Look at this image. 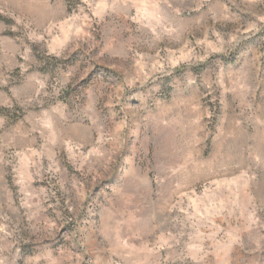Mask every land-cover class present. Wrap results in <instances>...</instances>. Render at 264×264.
<instances>
[{
	"label": "rangeland",
	"instance_id": "1",
	"mask_svg": "<svg viewBox=\"0 0 264 264\" xmlns=\"http://www.w3.org/2000/svg\"><path fill=\"white\" fill-rule=\"evenodd\" d=\"M0 264H264V0H0Z\"/></svg>",
	"mask_w": 264,
	"mask_h": 264
}]
</instances>
